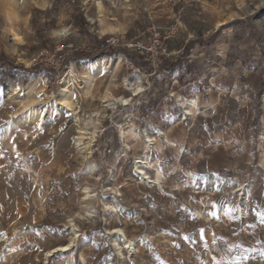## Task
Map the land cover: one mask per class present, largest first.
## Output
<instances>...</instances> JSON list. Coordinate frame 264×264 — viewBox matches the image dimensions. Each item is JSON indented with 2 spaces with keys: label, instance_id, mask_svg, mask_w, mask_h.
Listing matches in <instances>:
<instances>
[{
  "label": "rangeland",
  "instance_id": "rangeland-1",
  "mask_svg": "<svg viewBox=\"0 0 264 264\" xmlns=\"http://www.w3.org/2000/svg\"><path fill=\"white\" fill-rule=\"evenodd\" d=\"M0 55V264H264V0H0Z\"/></svg>",
  "mask_w": 264,
  "mask_h": 264
},
{
  "label": "bare ground",
  "instance_id": "bare-ground-1",
  "mask_svg": "<svg viewBox=\"0 0 264 264\" xmlns=\"http://www.w3.org/2000/svg\"><path fill=\"white\" fill-rule=\"evenodd\" d=\"M97 15H98L99 20L101 21L102 18H103V6H101V4L98 7ZM109 30H113L114 31L115 28H109ZM114 58L116 60H120L121 59L120 56H116ZM112 63L113 62H112L111 58L101 59V60H98V61L95 62V65H96L95 68H96L97 72L105 71L106 69H108L112 65ZM125 82H126L127 86H132L131 83H127V81H125ZM68 85H71V83L68 84ZM137 87L142 88L141 85H140V81L139 80H137V85L134 88H132L133 92L136 91ZM68 89H69V86H68V88L63 90V93L64 94L69 93ZM124 100H125V98L115 99L111 95H108L105 98V100L103 101V103H104L103 107L108 109L112 105H114V103H116V102H122L123 103ZM61 106L63 107V110L65 112H69L70 111V105H69V102H67V100H64ZM97 115L98 114H94V116H97ZM59 116H60V114L56 111L55 112V118H57ZM95 123L96 122L92 121V118H90L88 121H85L84 122V128L82 129L81 127H79V130L77 132L78 136L75 138V140L77 142V148H79V150H88L89 155L92 154L91 147H92L93 142L95 141V134H94V132H89L88 125H90L91 128H95ZM83 194L85 195L83 200L87 201L88 199L91 198L89 189L87 187L83 189ZM107 208L110 209L111 212H116V209H115L114 206H107ZM109 233L112 234V246L115 249V251H117V253L121 257L123 256L124 250L130 249V247H132L134 249V247H133L134 244L131 241H128L126 239V236H125L124 232L121 229L115 228V229L110 230ZM69 245H73V240H70V242L67 243L66 245L57 247L56 249L52 250V252H64V251H67V250L70 249L68 247ZM47 256H49V255H47Z\"/></svg>",
  "mask_w": 264,
  "mask_h": 264
},
{
  "label": "trees",
  "instance_id": "trees-1",
  "mask_svg": "<svg viewBox=\"0 0 264 264\" xmlns=\"http://www.w3.org/2000/svg\"><path fill=\"white\" fill-rule=\"evenodd\" d=\"M114 52V51H111ZM94 56L92 53H88L84 57L89 58ZM130 59L134 62L136 66H141L142 63L134 58V56H130ZM164 66L167 67V63H164ZM31 69H26L21 65H15L10 61H7L4 56L0 55V85L4 86L9 81H13L20 86L25 82L26 76L31 72ZM24 76V80L20 81L19 76Z\"/></svg>",
  "mask_w": 264,
  "mask_h": 264
},
{
  "label": "snow or ice",
  "instance_id": "snow-or-ice-1",
  "mask_svg": "<svg viewBox=\"0 0 264 264\" xmlns=\"http://www.w3.org/2000/svg\"><path fill=\"white\" fill-rule=\"evenodd\" d=\"M17 39H19V37H17ZM133 79H139V77H134ZM6 91H7V89H6ZM16 91H17V93H20V92H21V89H20V87H19V84H18L17 87H16ZM142 91H143L142 88L137 87L136 91L133 92V95H136L137 93L142 92ZM41 98H42V94H41ZM73 99H75V97H73ZM182 102H183V101H182ZM50 103H51V105L54 107L56 102H55V100H53V101H51ZM123 103L127 104V103H128V100L125 99V100L123 101ZM184 103H186V102H184ZM195 107H196V102L193 101V108H195ZM36 111H40V109H36ZM69 115H71V114L69 113ZM179 115H183V113L181 112V113H179ZM163 119L165 120V127H169V126H171V124L169 123V120H172L173 123L175 122V121H174V118H171V117H163ZM37 127H38V126H37ZM63 131H64V129H63V127H62V128H61V132H63ZM152 134L154 135L155 133H152ZM122 135H125V134L122 133ZM72 143H75V140H73ZM182 151H183V149H182ZM213 215H214V213H213ZM68 247L71 248L72 245H69ZM49 255L51 256L52 253H49ZM85 259H86V258H85Z\"/></svg>",
  "mask_w": 264,
  "mask_h": 264
},
{
  "label": "built area",
  "instance_id": "built-area-1",
  "mask_svg": "<svg viewBox=\"0 0 264 264\" xmlns=\"http://www.w3.org/2000/svg\"><path fill=\"white\" fill-rule=\"evenodd\" d=\"M104 42H105V46H108L110 44V40H105ZM102 46H104V45H102Z\"/></svg>",
  "mask_w": 264,
  "mask_h": 264
}]
</instances>
